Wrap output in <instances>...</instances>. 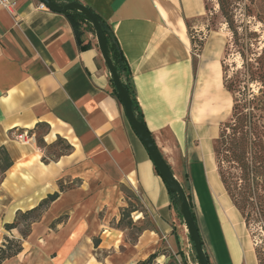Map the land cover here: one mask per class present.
Wrapping results in <instances>:
<instances>
[{
	"label": "crops",
	"instance_id": "obj_1",
	"mask_svg": "<svg viewBox=\"0 0 264 264\" xmlns=\"http://www.w3.org/2000/svg\"><path fill=\"white\" fill-rule=\"evenodd\" d=\"M78 1L111 28L133 102L176 179L188 183L210 264H259L217 171L220 130L209 118L224 113L196 108L194 2ZM11 2L12 12L0 7V247L20 240L22 252L3 264H141L163 244L183 250L178 203L125 117L95 33L84 25L79 43L64 14L37 0ZM24 132L32 139L17 140ZM134 193L153 226L129 242L118 224ZM36 209L24 238L22 216Z\"/></svg>",
	"mask_w": 264,
	"mask_h": 264
},
{
	"label": "rangeland",
	"instance_id": "obj_2",
	"mask_svg": "<svg viewBox=\"0 0 264 264\" xmlns=\"http://www.w3.org/2000/svg\"><path fill=\"white\" fill-rule=\"evenodd\" d=\"M192 1L194 10L190 12L188 27L195 69L196 108L209 116H215L219 109L224 114L218 119L209 118V122H213L214 128L219 129L220 134L224 131L230 133L226 126L231 124L233 96L225 90L223 81L225 76L233 77L236 72L242 71L243 62L238 50L234 48L233 34L220 12L219 0ZM224 4L235 10V25L240 36L245 34L247 28L257 31L261 41L259 46H262L264 0H226ZM250 89L258 94V85L251 84ZM221 96L225 98V102L221 99L220 105ZM242 142L243 149L235 152L230 150L229 143L219 138L214 146L215 162L218 174L223 177L226 192L240 213L243 236L254 245L259 264H264V141L262 144L255 139ZM202 174V169L198 168L192 176L200 180ZM183 185L189 195L188 183L183 181ZM127 211L131 212L130 216L120 228L128 229V240L134 242L144 229L152 228L153 222L138 194L134 193ZM135 211L141 212L144 216L142 224L136 222L137 215L135 218L132 216V212ZM35 218L22 219L23 232H28L30 222ZM182 221L184 222L183 219ZM187 238L185 246L181 245L183 250L175 254L170 251L167 244L161 246L156 253L158 257L167 258L163 264L197 263L189 234ZM150 264H159L158 259Z\"/></svg>",
	"mask_w": 264,
	"mask_h": 264
},
{
	"label": "trees",
	"instance_id": "obj_3",
	"mask_svg": "<svg viewBox=\"0 0 264 264\" xmlns=\"http://www.w3.org/2000/svg\"><path fill=\"white\" fill-rule=\"evenodd\" d=\"M60 5H65L71 2H79L78 0H51ZM226 0H219L220 12L223 15L226 23L233 34L234 37V48L238 50V53L242 59V71L235 73L233 77H224L223 85L225 90L233 96V107L231 124H228L227 129L230 133L226 131L219 135V138L225 143H229L230 150L235 152L238 149H243L242 141L248 139H255L261 144L264 141V44H260V36L257 31H251L250 29L245 30V34L241 37L239 29L235 25V10L226 6ZM89 8V7H88ZM99 19L102 29L108 37V52L109 55L127 89L130 91L129 85L124 80L125 76L128 74V65L117 43L114 34L108 24L91 8H89ZM64 15L68 18L73 26L76 33L78 42L80 43V33L83 26L86 25L85 29H89L94 32L90 22L87 18L78 11H67ZM264 20V19H263ZM95 33V32H94ZM111 35L113 36L111 38ZM258 85V94L251 91L250 85ZM133 109L136 113L137 118L143 122L141 115L138 112V107L133 102ZM233 122V123H232ZM215 141V143L219 140ZM215 146V144H214ZM215 150V147H214ZM215 154V151H214ZM157 171V170H156ZM159 174V172L157 171ZM223 182V177L221 176ZM224 184V182H223ZM171 197L179 203L180 200L177 194L170 193ZM57 194L53 195L55 198ZM190 199V197H189ZM37 211H30L22 216V219H28L31 217H36L30 222H34L38 215L33 213ZM130 211L125 209L122 212V217L118 224L120 227L129 218ZM133 213V212H132ZM34 215V216H33ZM196 219L195 215L193 214ZM29 225V230H30ZM9 229L17 227V223L7 226ZM28 230V232H29ZM28 232H22V236L25 238ZM194 248V244L191 240ZM14 248V249H13ZM22 252V245L20 240L6 238L5 242L0 247V264L4 261L11 259ZM158 257L155 253L151 255L147 260L141 264H150L153 260ZM197 258V257H196ZM209 260V258H208ZM198 262V261H197ZM210 263V262H209Z\"/></svg>",
	"mask_w": 264,
	"mask_h": 264
},
{
	"label": "water",
	"instance_id": "obj_4",
	"mask_svg": "<svg viewBox=\"0 0 264 264\" xmlns=\"http://www.w3.org/2000/svg\"><path fill=\"white\" fill-rule=\"evenodd\" d=\"M44 4L50 11L64 14L67 11H78L83 14L90 22L97 39L98 49L112 77L117 96L124 107V113L127 121L133 131L139 138L147 150L155 169L159 172L163 182L170 193L177 194L180 202L178 203L180 214L183 217L190 239L194 244V249L198 264H210L208 255L204 249L203 239L201 236L199 225L193 216L191 201L184 187L178 179H176L167 161L158 149L151 133L146 124L140 121L133 109V99L127 87L124 85L110 55L108 52V37L105 34L98 17L84 4L80 2H71L65 5H60L51 0H37ZM113 36L111 35V38Z\"/></svg>",
	"mask_w": 264,
	"mask_h": 264
},
{
	"label": "built area",
	"instance_id": "obj_5",
	"mask_svg": "<svg viewBox=\"0 0 264 264\" xmlns=\"http://www.w3.org/2000/svg\"><path fill=\"white\" fill-rule=\"evenodd\" d=\"M14 4L11 2V0H0V7L8 10L9 12L13 11ZM39 9L41 10H49L44 4L39 5ZM16 139L21 142H27L32 139V136H29L27 132L19 133L16 135ZM198 264V263H196Z\"/></svg>",
	"mask_w": 264,
	"mask_h": 264
}]
</instances>
